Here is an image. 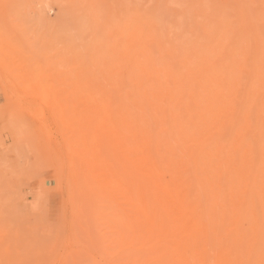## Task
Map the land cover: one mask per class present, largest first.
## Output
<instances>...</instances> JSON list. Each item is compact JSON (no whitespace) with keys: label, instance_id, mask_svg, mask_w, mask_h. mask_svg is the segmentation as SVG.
<instances>
[{"label":"bare ground","instance_id":"bare-ground-1","mask_svg":"<svg viewBox=\"0 0 264 264\" xmlns=\"http://www.w3.org/2000/svg\"><path fill=\"white\" fill-rule=\"evenodd\" d=\"M242 1L165 19L138 8L103 35L57 39L64 71L27 26V48L23 30L0 33L25 85L52 88L75 119L63 130L78 182L116 217L126 264H264V4Z\"/></svg>","mask_w":264,"mask_h":264},{"label":"rangeland","instance_id":"rangeland-1","mask_svg":"<svg viewBox=\"0 0 264 264\" xmlns=\"http://www.w3.org/2000/svg\"><path fill=\"white\" fill-rule=\"evenodd\" d=\"M211 1L0 0V33L8 29L15 35L23 30L25 35L21 34L22 31L18 35L19 40L24 39V42H28L32 34L36 35V40L31 39L37 45L45 42L51 47L49 49L46 45L45 49H49L47 53L54 61L53 41H66L64 39L68 36V41L76 40V37L80 40L93 38L95 30L103 35L109 26L119 23L115 17L119 16L124 21L134 15L138 8L144 14L152 13L158 18H167L168 14L174 18V11L181 14L179 9L182 7H214L212 5L217 1L223 7H231L230 4L236 7L235 0ZM249 1H242V5L246 7V4L249 6L254 2ZM255 3L253 6L259 3L263 5L264 0ZM165 7H171L172 13L166 11ZM25 26L32 29L31 36L28 32L30 29ZM86 29L88 32L94 31L93 34L87 33ZM23 41H17V44L23 45ZM3 45L0 42V54H3ZM42 54L38 53V57ZM38 57L33 61L45 65L44 57L42 62ZM18 58L15 60L18 61ZM8 62L0 55V236L3 237H0V247L11 246L5 254H9L8 257L13 255L5 260V264H126L129 253L120 247L114 233L116 217L111 215L110 220L105 218V207L102 209V206L98 207L100 210H92L93 204L88 202L89 193L78 182V178L82 177L81 181L85 178L79 172V162L70 155L67 144L71 138L66 131H69L68 125L75 119L67 114L66 109L67 116L65 110L58 108L60 113L56 111L57 106L51 100L52 88H43L42 93L28 88L23 77L19 76L21 67L10 59ZM59 64L53 62L55 71L60 68H55V65ZM63 69L66 68L63 66ZM63 69L60 68L61 71ZM57 75L60 81L63 80L62 73L57 72ZM23 83L26 87L22 86ZM64 133L67 135L64 136ZM76 231H79L78 234Z\"/></svg>","mask_w":264,"mask_h":264}]
</instances>
